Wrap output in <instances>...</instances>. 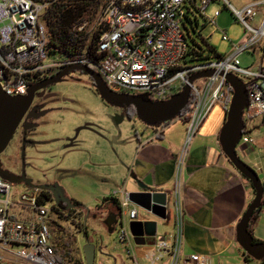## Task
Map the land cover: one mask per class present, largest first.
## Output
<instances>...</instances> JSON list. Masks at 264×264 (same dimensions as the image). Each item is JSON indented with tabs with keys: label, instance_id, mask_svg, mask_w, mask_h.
Returning a JSON list of instances; mask_svg holds the SVG:
<instances>
[{
	"label": "built area",
	"instance_id": "built-area-1",
	"mask_svg": "<svg viewBox=\"0 0 264 264\" xmlns=\"http://www.w3.org/2000/svg\"><path fill=\"white\" fill-rule=\"evenodd\" d=\"M224 1L243 23L246 42L235 43L224 35L223 40L232 44L230 54L189 65V46L182 26L190 0H94L88 4L100 5L94 21L81 20L71 29L86 40L85 48L73 55H65L59 46L51 44V32L43 21L54 0H0V87L10 96L26 95L33 77L69 65L93 69L116 92L145 95L153 101L167 100L180 92L196 73L214 71L190 84L193 101L181 112L180 117L187 122L186 137L176 157L172 189L163 191L167 193L166 217L160 218L167 222L172 215L173 231L164 235L157 232L146 237L144 245H137L128 223L138 221V206L124 189L109 197L116 199L120 208L118 241L134 264H139L138 253L152 264H208L205 254L184 252L187 211L182 176L190 145L209 112L216 105L227 112L231 105L234 89L226 79L228 74L239 77L247 88L243 112L246 132L243 130L240 142L257 146L251 132L256 118L264 124V64L254 71L243 67L240 57L257 48L264 51V14L260 27L249 23L264 2L253 1L239 10ZM210 2L202 0V14ZM219 16L216 11L212 21ZM14 185L0 175V264H59L51 224H57L60 234L67 224L43 190L31 188L18 195ZM246 264L254 263L247 260Z\"/></svg>",
	"mask_w": 264,
	"mask_h": 264
},
{
	"label": "rangeland",
	"instance_id": "rangeland-1",
	"mask_svg": "<svg viewBox=\"0 0 264 264\" xmlns=\"http://www.w3.org/2000/svg\"><path fill=\"white\" fill-rule=\"evenodd\" d=\"M228 1L240 10L251 0ZM194 3L195 5L188 4L186 6V15L191 21L185 17L182 26L187 43L192 49V52L186 57V64L197 65L208 60H214L215 57L209 51L207 44L213 46L221 55L230 54L232 44L230 41L223 40L224 35H227L235 43L246 42L247 34L243 23L236 19L231 8L225 7L224 0L210 2L204 14L199 10L202 6V0H194ZM99 10V3L92 4V7L88 5L74 26L81 20L94 21ZM216 11L220 12V16L213 22L212 19ZM257 11L258 14L255 19L249 21L256 28L260 27L262 23L264 5L262 8H258ZM47 16L48 12L45 14L43 21L50 30ZM263 45L264 40L261 42V46ZM262 51V48H257L254 53L251 51L245 52L240 57L242 66L251 68L254 71L257 70V64L261 61ZM84 78L86 79V77ZM86 98L89 99L88 96ZM81 117L82 119L77 121ZM120 118L122 119L118 121ZM225 119L226 108L216 105L209 112L198 131V135L200 137H209L215 131L218 136ZM183 121L181 117L170 121L172 129L182 125ZM83 123H90L92 127L80 131L75 139L72 140V143L67 148L59 150L49 163L51 164L50 167H53L55 171L53 177L61 179L68 192L85 209L76 222L67 224L64 227L63 236H61L57 224H51L52 243L57 249L59 264H86L84 246L87 237L97 244L94 264H134L118 241L119 225L117 224L114 231L110 232L103 221L107 214H97L96 210L103 199L112 196L114 191L124 189L127 192H131L135 186L137 189L136 177L134 175L131 176L129 171L133 169L132 159L138 153V137L146 131L145 127L148 124L142 121L134 112L129 111L127 113L120 108L117 110L114 108L110 109L104 103L80 112V115L73 117V121L69 123V128L71 129L73 124L79 127ZM174 124L176 125L173 127ZM252 126L254 130L251 132V136L258 143V146L254 149H264V124L262 119L256 118L252 121ZM176 133L175 131L173 135L177 136ZM165 144L169 145L167 142ZM237 153L244 162L258 173L264 186V150L251 154L245 148L244 141H242L237 146ZM246 182L252 201L255 197V190L251 182L247 179ZM13 188L14 191L18 192V195L31 190L30 187L22 184L14 185ZM116 197L120 199V195ZM171 207L172 201L170 203ZM87 210H89V213ZM137 210L140 219L156 221L157 232L163 231L164 225L160 218L153 213H149L145 208L138 206ZM262 212L253 227V231L255 238L264 241V209ZM85 220L87 230H84ZM78 222H81V231L76 225ZM128 229L130 230V223H128ZM66 241L72 242L71 250L69 251L67 246H65ZM243 254L244 250L239 244H234L222 254L208 257V262L209 264H246ZM250 261L254 264H260L257 263L258 261ZM138 262L139 264H152L149 260L142 257L140 253H138Z\"/></svg>",
	"mask_w": 264,
	"mask_h": 264
},
{
	"label": "crops",
	"instance_id": "crops-1",
	"mask_svg": "<svg viewBox=\"0 0 264 264\" xmlns=\"http://www.w3.org/2000/svg\"><path fill=\"white\" fill-rule=\"evenodd\" d=\"M253 1L264 2H250ZM261 54L257 68L264 64V51ZM182 120L183 124L176 129H172L171 122L158 127H145L146 131L138 137V153L132 159L133 169L129 171L131 176L134 175L156 191H171L176 157L186 137L187 122L183 118ZM175 131L177 136L173 135ZM193 141L182 176L187 211L184 252H199L207 257L217 256L238 244L236 226L251 201V193L247 188L246 178L223 153L219 134L217 136L215 131L209 137H200L197 134ZM256 147L245 145L251 154L262 151V148L254 149ZM134 190L136 186L132 189ZM106 198L109 197H105L98 208L102 204L113 203L112 200L104 201ZM138 221L150 220L139 217ZM162 223L164 229L158 234L164 235L173 231L172 215L167 222ZM71 245L72 242H65L68 251L71 250Z\"/></svg>",
	"mask_w": 264,
	"mask_h": 264
},
{
	"label": "water",
	"instance_id": "water-1",
	"mask_svg": "<svg viewBox=\"0 0 264 264\" xmlns=\"http://www.w3.org/2000/svg\"><path fill=\"white\" fill-rule=\"evenodd\" d=\"M77 69L87 73L93 80L95 87L100 92L101 96L108 102L113 103L116 107L135 108L137 116L150 126H160L170 122L181 116V112L189 103L191 95V87L195 80L211 76L214 71H202L196 73L189 78L183 90L172 95L167 100L153 101L144 99L141 95L116 92L109 88L101 75L93 69L84 65H72L59 73L56 77L66 74V70ZM226 79L234 89V96L231 105L226 112V119L219 133V144L223 153L229 159L230 163L238 170L247 180H249L255 190V197L249 203L245 213L239 220L236 226V241L244 252L256 261L264 260V241L255 242L254 236L250 232L249 227L252 225V216L254 212L262 207L264 199V186L258 173L246 162H244L237 153L244 130L243 112L247 104V88L246 84L233 74L226 75ZM58 80V79H57ZM31 104V97L27 95L10 96L6 94L0 87V155L5 151L10 143L16 128ZM119 119L118 121H120ZM73 140V139H69ZM0 160V175L5 180L20 184L22 180L16 178L12 174L7 173L1 167ZM137 189L129 192L130 200L139 207L147 210H152L153 214L159 218L166 217L165 204L167 202V193L156 191L151 186L147 185L139 178H135ZM30 188L39 190H48L57 195L59 187L50 184L35 185L29 181H25ZM57 203L60 200L56 197ZM68 207H79L81 204L72 205L67 201ZM119 210V206H117ZM89 211V210H88ZM118 215L115 212H110L104 219V224L107 229L112 232L117 224ZM86 223V220H85ZM130 230L134 236L137 245H144L146 237H154L157 234L156 221H133L130 223ZM96 245L90 242L89 237L86 238L84 246V255L86 264H94L95 262Z\"/></svg>",
	"mask_w": 264,
	"mask_h": 264
},
{
	"label": "flooded vegetation",
	"instance_id": "flooded-vegetation-1",
	"mask_svg": "<svg viewBox=\"0 0 264 264\" xmlns=\"http://www.w3.org/2000/svg\"><path fill=\"white\" fill-rule=\"evenodd\" d=\"M70 66L72 65L32 78L27 90V94L31 97V104L21 118L7 148L0 155L2 169L22 180L20 184L30 187L25 182L29 181L35 185L50 184L60 188L57 195L48 190H43V193L49 202H54L56 212L64 224L68 225L76 222L85 209L83 206L68 207L67 201L72 205L80 203L68 192L61 179L53 177L55 171L53 167H50V160L59 150L67 148L72 143L69 139H75L80 131L92 127L90 123H83L79 127L73 124L70 129L69 123L73 121V117L101 103L110 109H118L101 96L87 73L71 69L66 70L65 75L56 77ZM87 96L89 99L86 98ZM120 109L133 113L130 107ZM81 119L82 117L77 121ZM56 197L60 200L59 203ZM96 212L107 215L115 212L119 216L117 206L111 203L102 204ZM76 225L81 231V222ZM86 228L84 225V230H87ZM90 242L94 243L91 240ZM95 245L97 253V244Z\"/></svg>",
	"mask_w": 264,
	"mask_h": 264
},
{
	"label": "trees",
	"instance_id": "trees-1",
	"mask_svg": "<svg viewBox=\"0 0 264 264\" xmlns=\"http://www.w3.org/2000/svg\"><path fill=\"white\" fill-rule=\"evenodd\" d=\"M37 1H42V0H37ZM93 1L94 0H54L50 8L48 9L47 18L49 21L48 23L50 24L51 44L53 46H59L63 54L73 55L76 52L85 48L86 40L79 38L77 35L71 32V29L73 25L75 24V22L82 16L88 4H90ZM213 1L215 0H211V2ZM190 4L195 5L194 0H190ZM188 20H190V18H188ZM207 45H208L209 51L214 55L215 58H221L223 56L219 54L213 46L209 44ZM90 46L92 45L90 44ZM191 52H192V49L189 46V54ZM141 96L144 99H149L145 95H141ZM192 101H193V94L191 93L190 99H189V105L191 104ZM129 107L131 108V110H133L134 113H136L135 108L133 106H129ZM245 132L246 130L244 129V133ZM108 200H112L113 201L112 204L118 206V202L116 199L106 198L104 201H108ZM263 209H264V200L262 201V207L254 212L252 219H251L252 225L249 227V230L253 234V236H254L253 227L256 224L257 219L260 217V214ZM254 241L259 242L261 240L254 237ZM244 256H245L246 261L252 260L253 262H257L256 260L251 258L249 255H247L245 252H244ZM257 263L264 264V260L258 261Z\"/></svg>",
	"mask_w": 264,
	"mask_h": 264
}]
</instances>
